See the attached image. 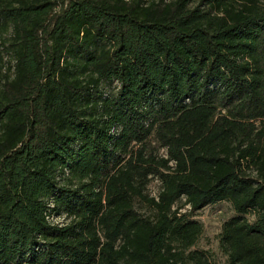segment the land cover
I'll use <instances>...</instances> for the list:
<instances>
[{
    "label": "trees",
    "instance_id": "1",
    "mask_svg": "<svg viewBox=\"0 0 264 264\" xmlns=\"http://www.w3.org/2000/svg\"><path fill=\"white\" fill-rule=\"evenodd\" d=\"M0 264H264V0H0Z\"/></svg>",
    "mask_w": 264,
    "mask_h": 264
},
{
    "label": "rangeland",
    "instance_id": "2",
    "mask_svg": "<svg viewBox=\"0 0 264 264\" xmlns=\"http://www.w3.org/2000/svg\"><path fill=\"white\" fill-rule=\"evenodd\" d=\"M158 184L153 181L149 187L150 195H156ZM187 209V207H185ZM231 208L227 203H220L214 206H208L198 214L195 219L200 221L203 225V235L197 244V248L210 249L217 251L216 236L220 232L222 222L231 215ZM52 222H61V219L52 217Z\"/></svg>",
    "mask_w": 264,
    "mask_h": 264
}]
</instances>
